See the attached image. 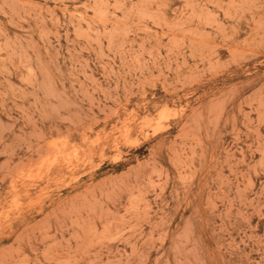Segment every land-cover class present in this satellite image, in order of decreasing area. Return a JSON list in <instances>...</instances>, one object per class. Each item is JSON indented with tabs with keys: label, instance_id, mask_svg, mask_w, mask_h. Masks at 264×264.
<instances>
[{
	"label": "rangeland",
	"instance_id": "1",
	"mask_svg": "<svg viewBox=\"0 0 264 264\" xmlns=\"http://www.w3.org/2000/svg\"><path fill=\"white\" fill-rule=\"evenodd\" d=\"M0 264H264V0H0Z\"/></svg>",
	"mask_w": 264,
	"mask_h": 264
},
{
	"label": "bare ground",
	"instance_id": "2",
	"mask_svg": "<svg viewBox=\"0 0 264 264\" xmlns=\"http://www.w3.org/2000/svg\"><path fill=\"white\" fill-rule=\"evenodd\" d=\"M164 111V110H163ZM158 120V119H157Z\"/></svg>",
	"mask_w": 264,
	"mask_h": 264
}]
</instances>
